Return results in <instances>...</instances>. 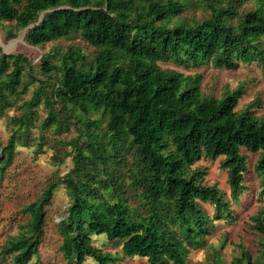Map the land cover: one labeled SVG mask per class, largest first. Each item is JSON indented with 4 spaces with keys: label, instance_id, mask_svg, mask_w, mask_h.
Returning a JSON list of instances; mask_svg holds the SVG:
<instances>
[{
    "label": "trees",
    "instance_id": "1",
    "mask_svg": "<svg viewBox=\"0 0 264 264\" xmlns=\"http://www.w3.org/2000/svg\"><path fill=\"white\" fill-rule=\"evenodd\" d=\"M206 1L208 14L203 19L171 23L170 17L183 7L179 0H0V21L25 29L24 39L32 46L78 31L95 47L88 64H78L77 52L71 49L57 53V64L42 55L39 72L25 54L0 50V113L29 86L40 85L21 103V112L9 117L0 178L13 162L17 141L27 136L36 107L43 104L44 129L65 117L90 133L105 120L114 144L127 141L133 151L128 178L140 198L136 208L129 206L121 178L107 167L113 158L102 144L91 150L97 158H88L75 146L70 171L21 208L27 219L15 234L6 236L0 258L27 264L37 256L45 208L62 184L70 197L66 215L57 224L66 264H83L88 257L98 264L117 259L118 254L93 245L91 234L121 241L123 257L185 264L188 244H205L212 222L230 213L225 195L215 185L202 183L200 172L190 169L202 157H221L230 200L235 202L246 189L248 155L242 149L257 154L253 171L259 195H264V117L252 110L257 98L237 110L241 88L225 90L219 97L205 95L201 74L184 75L159 64L211 63L225 69L239 62L264 64V1L239 12L240 0ZM51 71L57 79L47 95L38 73L50 77ZM90 113L96 116H87ZM201 202L213 205L212 216ZM249 221L257 236L256 255L238 244L239 253L230 264H264V210L259 208ZM225 241L226 237L222 246Z\"/></svg>",
    "mask_w": 264,
    "mask_h": 264
},
{
    "label": "rangeland",
    "instance_id": "2",
    "mask_svg": "<svg viewBox=\"0 0 264 264\" xmlns=\"http://www.w3.org/2000/svg\"><path fill=\"white\" fill-rule=\"evenodd\" d=\"M182 8L179 14L170 17L171 23L194 22L207 16L206 0H179ZM264 0H240L236 6L238 12L254 6ZM208 7L209 4H206ZM12 29V36L8 30ZM25 29L16 30L13 21H0V50L5 53H23L34 64H38L42 55H48L49 61L57 64V53L68 49L74 50L78 55V64L92 63L95 56V47L81 36L78 31L66 36L52 39L44 46H32L24 39ZM163 68L177 70L184 75L201 74V90L205 95L219 97L225 90L233 91L241 88L236 109H242L257 98L258 105L252 110L258 117H264V64L253 61L249 63L239 62L233 69L217 68L211 63L188 66L178 65L174 62H159ZM39 67L36 66V72ZM39 76L44 80L42 88L47 94L57 79L55 71H51L50 77ZM34 83L29 86L26 93L21 94L12 106L0 113V152L10 135L8 125L9 117L21 112L20 105L30 99L36 87ZM49 95V94H47ZM59 108L58 105H55ZM36 113L27 136L17 141L13 154V162L0 178V245L7 235L15 234L20 222L27 219V215L21 212V208L36 200L48 183L63 177L73 166L72 155L75 146L88 156L97 158L91 154V150L97 149L102 144L105 153L113 161L107 167L114 170L115 176L121 178V191L130 207L136 208L140 204L138 188L134 187L128 178L127 171L132 169L133 151L127 141L114 144L103 120L99 127L89 133L74 118L60 117L58 123L48 128L41 127V120L46 116L47 109L41 104L36 107ZM77 115V113H76ZM96 116L95 113L87 115ZM79 118V116H77ZM101 147V146H100ZM248 155L246 172L243 183L246 189L238 200L231 202L229 186L227 183V171L220 164L221 157L211 159L202 157L192 166L191 170L200 172L199 179L202 183L215 185L230 202V213L223 219L214 220L209 227V233L205 236V244L194 246L188 244V254L185 264H230L234 255L239 253L238 244H242L252 256L256 255L257 236L249 226V216L259 208L264 210V195H259L258 179L253 171V165L257 154L246 152ZM70 202L67 189L59 185L52 200L45 208V222L38 254L32 257L27 264H66V260L59 251L61 235L57 224L66 215V209ZM202 209L208 216H212L214 207L209 202H201ZM91 243L100 247L103 251L118 254L117 259L110 264H150L145 257L121 256V241H108L103 234H91ZM226 241L222 246V241ZM0 264H12L9 258H0ZM83 264H98L92 258H86Z\"/></svg>",
    "mask_w": 264,
    "mask_h": 264
}]
</instances>
